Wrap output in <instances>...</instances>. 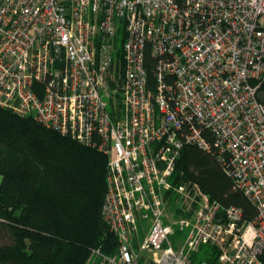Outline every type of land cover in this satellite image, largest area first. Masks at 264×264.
<instances>
[{"label":"built area","instance_id":"2783aa9c","mask_svg":"<svg viewBox=\"0 0 264 264\" xmlns=\"http://www.w3.org/2000/svg\"><path fill=\"white\" fill-rule=\"evenodd\" d=\"M0 107L108 157L118 244L90 264H195L206 245L264 264V0H0ZM188 146L217 155L254 219L171 182Z\"/></svg>","mask_w":264,"mask_h":264},{"label":"trees","instance_id":"16d2710c","mask_svg":"<svg viewBox=\"0 0 264 264\" xmlns=\"http://www.w3.org/2000/svg\"><path fill=\"white\" fill-rule=\"evenodd\" d=\"M123 46L120 35L117 61ZM155 69L149 59L153 88ZM107 177L105 154L0 107V264H90L97 250L114 253L117 238L103 216ZM171 182L198 184L222 213L237 207L247 221L257 214L214 153L186 147ZM172 209L178 206L172 203ZM221 254L206 245L192 258L195 264H221Z\"/></svg>","mask_w":264,"mask_h":264},{"label":"rangeland","instance_id":"374dc122","mask_svg":"<svg viewBox=\"0 0 264 264\" xmlns=\"http://www.w3.org/2000/svg\"><path fill=\"white\" fill-rule=\"evenodd\" d=\"M187 233H185V235L182 237L183 240L186 239Z\"/></svg>","mask_w":264,"mask_h":264}]
</instances>
